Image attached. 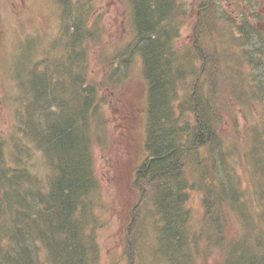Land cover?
<instances>
[{
	"label": "trees",
	"instance_id": "obj_1",
	"mask_svg": "<svg viewBox=\"0 0 264 264\" xmlns=\"http://www.w3.org/2000/svg\"><path fill=\"white\" fill-rule=\"evenodd\" d=\"M126 1L131 11L133 37L122 55L126 61L134 56L141 58L143 76L149 84L148 160L137 171V184L142 193L152 197L160 217V259L165 264H197L186 226L187 191L191 187L203 191L209 212L211 201L207 194L215 184L221 185L220 192L224 194V186L229 188V196L219 199L227 200L229 215L240 214L242 226L241 234L230 237L229 243L224 244L228 234L219 224L221 214L214 217L216 231L225 236H215L216 249L222 253L216 264H264V220L256 231H251L253 223L240 207V192L232 177L240 180L235 166L229 163L233 153L216 133L215 114L210 106L212 90L205 91L198 83L189 88L177 102L179 117L174 116L173 99L181 90L178 85L195 75L197 63L204 65L207 54L202 53L201 47L179 52L176 39L180 33L177 23L180 9L178 14L176 0ZM58 4L68 28V16L75 13L72 0H59ZM82 19L81 16L75 19V30L68 37L66 63L61 68L44 71L33 66L24 82L22 99L27 101L24 100L26 114L21 129L45 158L48 168L45 182L24 167L21 152L8 160L9 153L0 134V264H42L37 256L40 247L46 252L45 264H100V248L93 232V197L99 188L91 122L99 112L102 98L98 86L80 72L78 57L82 60L87 52L80 51V47L94 37ZM263 47L256 48V53H263ZM116 72V68L111 70L110 81ZM260 98L264 103L262 94ZM261 145L259 137L250 138L255 164L262 162ZM258 172L264 175L263 168ZM191 176L195 178L193 181ZM263 186L258 185L257 189L263 191ZM260 217H264L261 212Z\"/></svg>",
	"mask_w": 264,
	"mask_h": 264
},
{
	"label": "rangeland",
	"instance_id": "obj_2",
	"mask_svg": "<svg viewBox=\"0 0 264 264\" xmlns=\"http://www.w3.org/2000/svg\"><path fill=\"white\" fill-rule=\"evenodd\" d=\"M176 1L178 14L180 9L177 20L179 52L201 47L202 53L207 54V61L204 65L198 62L193 78L178 85L181 90L173 99L176 103L174 116H179L177 102L180 103L189 88L198 83L205 91L212 90L210 106L213 116L215 114L216 133L222 137L226 149L233 153L229 163L235 166L240 181L235 177L232 180L240 192V207L253 223L250 229L256 231L264 220L260 217V212L264 215V186L263 191L257 189L258 185L264 184V175L258 172L264 170V103L260 98L261 94L264 97V52L257 54L255 51L264 45V0ZM58 3L59 0H0V134L9 153L8 160L21 152L24 167L45 182L48 173L45 158L17 127L22 96L15 66L20 64V73L26 67L21 73L24 79L30 62L42 67L45 62L59 65L69 46L68 42L63 45L64 37L75 30V19L81 16L94 37L80 47V51L87 50L82 60L78 57L80 72L98 86L102 98L98 104L99 112L91 122L95 174L99 184V193L93 197L97 205L94 232L98 235L101 264H128L124 227L131 221L130 208L139 202L140 194L133 185L134 170L146 154L143 145L146 81L141 58L134 56L126 61L122 55L132 37L130 8L126 0H72L75 13L68 16L65 36L58 38L63 13ZM115 68L118 73L110 81L108 77ZM254 137H259L262 144V162L258 165L250 152V138ZM220 186L214 184L212 192L207 194L211 201L209 212L204 205V192L196 187L187 192L189 216L186 226L197 264L221 261L222 253L216 249L215 236H225L215 229L216 215L221 214L219 224L225 228V235L228 234L224 244L242 232L240 219L226 211L227 200L221 202L219 199L229 196V188L224 186V194L220 192ZM137 210L141 220L134 228L138 250L131 247L130 264H164L151 260L150 251L154 247L158 225L152 200L144 196ZM37 256L40 263H46L43 248L40 247Z\"/></svg>",
	"mask_w": 264,
	"mask_h": 264
},
{
	"label": "bare ground",
	"instance_id": "obj_3",
	"mask_svg": "<svg viewBox=\"0 0 264 264\" xmlns=\"http://www.w3.org/2000/svg\"><path fill=\"white\" fill-rule=\"evenodd\" d=\"M163 27V26H162ZM176 117H179V116H176ZM147 154V153H146ZM24 166V165H23ZM44 222V221H43ZM50 225V224H49Z\"/></svg>",
	"mask_w": 264,
	"mask_h": 264
},
{
	"label": "water",
	"instance_id": "obj_4",
	"mask_svg": "<svg viewBox=\"0 0 264 264\" xmlns=\"http://www.w3.org/2000/svg\"><path fill=\"white\" fill-rule=\"evenodd\" d=\"M0 25H1V18H0Z\"/></svg>",
	"mask_w": 264,
	"mask_h": 264
}]
</instances>
